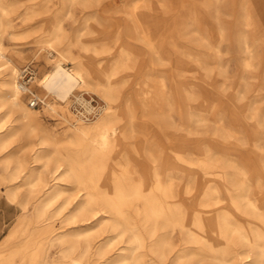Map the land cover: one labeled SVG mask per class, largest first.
I'll return each instance as SVG.
<instances>
[{
	"label": "bare ground",
	"instance_id": "obj_1",
	"mask_svg": "<svg viewBox=\"0 0 264 264\" xmlns=\"http://www.w3.org/2000/svg\"><path fill=\"white\" fill-rule=\"evenodd\" d=\"M28 2V20L49 24L36 44L53 67L37 84L46 109L73 129L65 141L22 101L26 64H18L29 58L4 44L9 15ZM49 2L0 0V165L10 172L9 199L22 208L0 241V264H264V161L231 172L212 157L214 142L227 136L219 130L242 123L224 115L246 110L232 93L216 101L227 76L214 64L224 67L223 43L235 21L223 10L234 1L189 3L178 26L158 0H60L50 19ZM75 6L84 11L83 28L69 35L63 21L76 18ZM243 9L240 68L256 78L264 0H245ZM176 27L188 57L172 50ZM190 69L195 83L185 80ZM84 86L104 100L93 119L77 118L70 107L72 96L85 100L77 93ZM51 94L59 104L47 101ZM255 128L250 140L262 132Z\"/></svg>",
	"mask_w": 264,
	"mask_h": 264
},
{
	"label": "rangeland",
	"instance_id": "obj_2",
	"mask_svg": "<svg viewBox=\"0 0 264 264\" xmlns=\"http://www.w3.org/2000/svg\"><path fill=\"white\" fill-rule=\"evenodd\" d=\"M232 1H234V5L229 7L224 6V10H223L224 19L227 20L230 17V19L232 18L233 20H235L233 24L231 25L228 24V28L230 29V31L228 29L229 33H227V37L223 43L224 67H222L219 64L216 65L214 64V66L218 71L220 72L222 71V73L225 74L223 76H227V80L225 81V83L220 84L218 87L221 93H219L218 96H216V101L217 103L218 102L225 103L227 98L226 95L228 93H232L235 97V101L237 105L241 106L246 104V110L242 111L240 108H237V110L234 111V114H232L229 111L224 115L225 122L229 123L230 120H232L233 115H235V117H237L238 120H241L242 123L241 125L240 124L232 125V130H230L227 133L224 129H220L219 132L221 137L225 136L226 134L227 136L214 142L215 146L212 153L213 159L217 163H221L225 165L226 169L230 170L231 172L242 170L243 168L254 169L257 166H259L261 161H264V32L261 38L257 41V47L255 49V58H254L256 62L255 69L259 72L260 77L254 78L251 76L252 75L251 73L245 71L242 72V69L240 68V62H243V58L246 56V51L244 50L243 45L241 44V34L243 33V29L237 25V19L244 15L243 3L245 2V0H232ZM32 2H28L27 5L18 3L13 8L11 14L9 15V19H8L9 25L4 35V44L11 50L12 49L22 50L23 53L28 56L29 59L18 64L19 69H21L27 63L30 62L35 63L38 69V73L34 83L32 84V89L41 98H44L45 96H44L43 87L38 86L37 80H39V78H41L44 73L51 70L53 65L51 64V61L47 59L48 57L45 56L46 54L45 52H43V55L42 53L39 52L36 42L43 34V32L49 29V24L48 23H47L48 25L44 24L41 18H38L37 20H28V18L30 17V13H28V11L30 10L29 8L27 9V6L31 5ZM158 2L161 3L159 7L168 10L167 16L170 19V21L173 24H176V26H178L181 12L189 8L188 5L189 3L196 2V0H158ZM58 5L60 6V0H50L48 7L51 6L50 7L51 9L47 8V13H49L47 15L49 19H50V13L54 11L53 12L54 15L55 13L58 12V8H59ZM117 5H121V2L118 1ZM57 6L58 8L56 11ZM74 11L76 18L74 17L73 19L72 17H65L63 21L64 23H66L63 24L65 27V32L69 35L73 34L76 30L79 31L83 28V26L79 23L81 18L84 16L83 9L80 6H75ZM104 24L107 26L106 23ZM112 30L113 29L108 28L107 32H111ZM179 33H180V29L176 27L175 37H172L173 39L175 38L174 39L175 41L171 38L173 42H175L172 45L173 47L172 50H179L181 52L180 54L182 55V57H184L188 55V52L186 51L187 49H183L182 41L184 39L183 40L180 39ZM194 33L195 32H193V34ZM228 35L230 36V38ZM122 40L125 39H123L122 37V39L117 40L115 47H117L118 49L121 48L124 44ZM192 47H196L194 43L192 44ZM79 50H80L79 47L74 48V52L76 53H78ZM189 58H196V57L193 53V55H191ZM173 63H176V55L174 52H172L171 54V65H173ZM65 66L72 67L73 63L68 60L67 62H65ZM129 72L132 74L134 70L129 69ZM185 74L189 75L188 77L185 78L187 82L191 81V83H195L199 80L197 77V70L190 69L186 71ZM143 76L144 73L143 75H140V78ZM134 77L135 76L132 74L127 78L128 80H131ZM136 78L138 77L136 76ZM169 88H172L171 83ZM77 93L79 95L84 94L85 100H82V102L87 100L89 103L91 102L90 104H92L93 106H98V105L102 106L104 104L102 94L99 91H95L92 89L89 90L87 87L84 86L80 90H78ZM21 99L31 109L38 110L39 114L41 115V125L53 137L63 141L67 140L66 138L68 136L70 138L74 137L72 131L73 129L70 123L64 121L58 115L46 109L47 107L46 105H41L39 107H32L30 105L29 97L23 93ZM74 100H76V97L72 96L70 100L71 103L70 107L73 114L77 118H80L81 116L78 115L77 112L74 110L76 108H73ZM47 101L54 102V104L57 103L59 104L57 98L54 97L52 94L49 95ZM80 105H81L80 110L81 109L85 110L86 105L81 102ZM89 107L90 106L87 103V108ZM255 111L258 112V115L256 116V121H254V114H253ZM81 120H86L87 122L91 121L84 119L83 117ZM252 123H255L254 125L256 126L257 125L260 126L262 130V132L260 131L259 137L256 140H250L251 138L254 137V133L256 129L255 128L256 126H252L253 125ZM194 128L195 125H192L187 129L189 131H192ZM230 153H233V155L229 156ZM27 159H30V157H27ZM9 175L10 172L6 171L0 165V181H1L0 203H4L10 206L12 213L19 214L22 211L20 204L18 202L10 200L5 191L7 189V186L9 185L6 179V177H8ZM254 187H257V184H255L253 188ZM263 187H264V179H261L260 188ZM15 220L16 217L12 221V223ZM177 236L179 235L177 234ZM175 242L176 244H179L180 239L177 237ZM52 255L54 257L57 256L58 253L57 252L54 253L53 251Z\"/></svg>",
	"mask_w": 264,
	"mask_h": 264
},
{
	"label": "built area",
	"instance_id": "obj_3",
	"mask_svg": "<svg viewBox=\"0 0 264 264\" xmlns=\"http://www.w3.org/2000/svg\"><path fill=\"white\" fill-rule=\"evenodd\" d=\"M37 73H38V69H37L35 63L30 62V63L26 64L21 69L20 75H19L20 86L28 94L30 105L32 107H39L41 105H45V101L42 98L35 95L33 90H30L32 82L37 77ZM82 96L84 97V94ZM73 102H74L73 108H76L74 110L77 112L78 115H80V114L84 115L85 118H93L97 114L99 107H100V105L93 106L92 104H90L91 102L89 103L87 100L82 102L77 98ZM80 102L84 103L86 105L85 110H82V109L80 110V108H81ZM87 103L90 106V110L87 108Z\"/></svg>",
	"mask_w": 264,
	"mask_h": 264
},
{
	"label": "crops",
	"instance_id": "obj_4",
	"mask_svg": "<svg viewBox=\"0 0 264 264\" xmlns=\"http://www.w3.org/2000/svg\"><path fill=\"white\" fill-rule=\"evenodd\" d=\"M18 215L19 214L12 213L10 206H8L4 203H0V241L3 239V237L9 231L10 227L16 221L15 220L12 223V221L15 219V217L17 219Z\"/></svg>",
	"mask_w": 264,
	"mask_h": 264
}]
</instances>
